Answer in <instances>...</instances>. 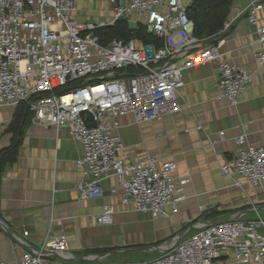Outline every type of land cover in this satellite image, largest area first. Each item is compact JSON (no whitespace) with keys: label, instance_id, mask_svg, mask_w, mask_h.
Wrapping results in <instances>:
<instances>
[{"label":"built area","instance_id":"built-area-1","mask_svg":"<svg viewBox=\"0 0 264 264\" xmlns=\"http://www.w3.org/2000/svg\"><path fill=\"white\" fill-rule=\"evenodd\" d=\"M76 4L77 0H0V108L25 104L40 124L67 130L81 148L76 162L83 178L77 185L81 199L101 198V183L113 176L122 189L123 205H133L154 220L168 219L178 213L189 179L176 177L174 161L147 157L136 164L123 162L119 120L132 115L137 123L160 121L180 112L182 73L210 63L218 70L216 100L236 107L252 75L220 54L233 22L226 20L215 42L202 45L193 38L184 0H110L108 24L77 21ZM261 7V0H253L243 13L254 27L258 65L264 66ZM121 20L162 40L163 47L139 40L101 46L93 33ZM129 69L137 72L128 74ZM235 144L221 172L239 176L240 181L233 180L237 188L264 189V140L247 144L242 135ZM113 214L111 207H103L96 224L111 226ZM196 229L165 247L156 259L94 264H264L262 218L205 222ZM66 251V239L59 235L18 261L0 264H49V256Z\"/></svg>","mask_w":264,"mask_h":264},{"label":"crops","instance_id":"crops-1","mask_svg":"<svg viewBox=\"0 0 264 264\" xmlns=\"http://www.w3.org/2000/svg\"><path fill=\"white\" fill-rule=\"evenodd\" d=\"M250 1H233L227 17L233 23L220 49L224 61L252 75L236 107L216 100L218 70L210 63L182 73L180 112L160 121L137 123L132 115L119 120L123 162L174 161L176 177L189 179L178 213L168 219L154 220L123 205L113 176L101 183V198L81 199L77 185L83 178L76 167L81 148L67 130L40 124L24 107L0 108V153L16 148L0 176V263L18 261L59 235L67 251L49 256V264L136 263L129 260L162 256L200 223L264 220V189L237 188L234 181L241 178L220 170L234 153L236 137L245 135L247 144L264 140V66L258 65L254 27L243 13ZM261 3L258 17L264 25ZM76 7L79 22L108 24L112 19L110 0H77ZM105 206L114 211L111 226L95 222Z\"/></svg>","mask_w":264,"mask_h":264},{"label":"trees","instance_id":"trees-1","mask_svg":"<svg viewBox=\"0 0 264 264\" xmlns=\"http://www.w3.org/2000/svg\"><path fill=\"white\" fill-rule=\"evenodd\" d=\"M234 0H191L186 7V15L193 24L192 35L202 45L214 43L224 22L227 20L230 8ZM101 46H107L112 41H123L125 43L131 40H139L145 45H152L155 48H162L164 42L152 35H148L140 27L130 28L127 21L121 20L113 26H107L96 30L93 33ZM129 73L137 72L129 69ZM18 107H24L27 113L31 114L25 104ZM32 115V114H31ZM15 146L0 153V176L4 167L13 162L15 158Z\"/></svg>","mask_w":264,"mask_h":264},{"label":"rangeland","instance_id":"rangeland-1","mask_svg":"<svg viewBox=\"0 0 264 264\" xmlns=\"http://www.w3.org/2000/svg\"><path fill=\"white\" fill-rule=\"evenodd\" d=\"M186 2H187V0H184V5H187L186 4ZM129 27L130 28H135L136 27V25L134 24V23H129ZM150 260V258H144V259H142V260H129L130 262H142V261H149Z\"/></svg>","mask_w":264,"mask_h":264}]
</instances>
